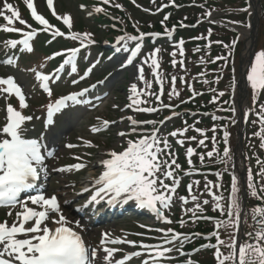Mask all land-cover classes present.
Returning a JSON list of instances; mask_svg holds the SVG:
<instances>
[{
    "label": "snow or ice",
    "instance_id": "6c2138e0",
    "mask_svg": "<svg viewBox=\"0 0 264 264\" xmlns=\"http://www.w3.org/2000/svg\"><path fill=\"white\" fill-rule=\"evenodd\" d=\"M100 2L108 5L112 0H100ZM151 2L155 3V0H151ZM23 3L29 10L31 19L41 26L43 32L49 33L53 39L65 37V32L56 29L43 15L38 14L34 0H23ZM113 6L120 7L119 4L115 3H113ZM168 6L162 5L157 9V13ZM46 7L50 10L51 15L57 21H62L69 33H71V17L69 15H64L63 17L58 15L54 8V0H46ZM81 8L83 9V6ZM93 11L102 13L104 8L95 7ZM243 11H247V9H243ZM211 15L212 11L204 13L205 18H210ZM0 19L6 22V26L0 27V31L16 33L22 37L21 39L4 41L3 49L6 52L11 50H19L22 53L33 52L31 42L38 32L36 29H32V26L26 20L21 18L17 8L13 4L8 3L7 0H0ZM168 19L169 16L165 15L164 21H161L162 25ZM16 23H19L22 28L14 27ZM181 27H186V25L181 24ZM23 29L31 30L25 31ZM174 32L175 27L171 30L165 27L163 35L171 41ZM147 35L156 39L161 34L152 33ZM145 36L146 34L141 33L137 36L126 35L118 38L117 44H121V48H118L117 51L124 50L130 53L124 67L131 65L138 57L142 48L140 41H143ZM66 38L71 41H79V46L55 54V56H64L65 58L52 75L42 74L35 69L32 70L36 81L39 82L41 89L47 93L49 98L53 95L50 82H58L66 66H70L69 74H75L77 72L76 58L78 53L94 42L89 33H71ZM127 41L136 42L135 46L129 49L127 43H122ZM182 45L183 41L175 45L181 57L184 56ZM231 47L234 48L235 43ZM160 51L161 49L159 48L154 49L137 67L136 79L140 81L143 87L138 90L135 83L131 85L129 89L130 103L126 107L133 113L152 114L169 110L172 115L160 121H137L131 115L126 117L129 128L124 131H118L116 135L122 139L128 136H137L139 138L135 140L126 139L125 143L127 146H122L123 150L120 152L110 150L104 154L108 158L101 159L98 162L104 170L97 178L90 181L91 189L88 187L83 189V192H88L92 189L94 191L82 208L98 205L101 202H105L109 206L134 202L137 208L147 209L149 212L154 213L155 217L162 223H173L172 220L165 217L164 211L171 207L173 195L180 184L175 172L180 170L181 166L176 162L175 153L171 151L169 137H184L189 130L197 131L201 136L205 137L206 134L200 129H195L192 125H186L182 130L169 133L168 137L160 136V127L167 121L179 116V113L175 112V108L171 103L164 104L162 100L166 81L160 71V63L157 59ZM196 51L198 52L200 49L197 48ZM170 55L173 57L172 67L176 68L177 64H180L183 70L184 61L175 59L176 52ZM55 56L48 59H54ZM217 59H226V57H217ZM0 64L15 66L17 64L15 55H6L5 59L0 60ZM145 65L152 70L151 75L159 88L157 92L150 91L152 82L145 79ZM94 67L95 65H92V67L88 68L85 75L81 76L80 79L73 80V85L85 79ZM246 81L251 89L252 99L255 102L260 95L264 94V50L254 53L253 60L246 67ZM176 82V75H172L170 80L171 87L168 92L170 100L179 98L181 94L176 88ZM180 82L181 84L186 83L185 78L180 77ZM99 83L102 84L103 81ZM96 87L97 85L93 84L91 88L64 95L57 98L54 102L50 100L46 105L45 128L53 125L55 115L61 114L69 107L92 104V101L85 99V97ZM189 88L191 90L190 85ZM218 95L223 96L224 93L220 92ZM13 96L18 99L20 109L29 107L28 103H26V94L16 83L15 78L11 76L0 78V99L7 101ZM141 97L144 98L142 99ZM153 97L158 106H151L149 101ZM193 98H195V94ZM186 102L181 101V103ZM142 105L149 106L145 107ZM220 110L235 111V109ZM3 111L5 112V123L3 127H0V208H8L9 211L6 213L7 218L0 222V264H96L98 250L90 249L86 246L80 234L84 230L83 226L78 221L68 220L61 211L58 197L55 195L46 197L37 183L42 178L46 179L48 177L46 159H55V153L47 151L43 137L37 139L24 138L23 134L27 131L24 125L27 121L33 119L32 116L25 117L21 111L14 108L11 104H6ZM255 115L257 120L253 121V123H259L262 126L261 131L255 135L260 138V147L264 148V104L255 107ZM122 122L123 119L121 120ZM115 123V121L98 120L97 125L93 126L90 131L93 134H100ZM146 126H151V130L138 131V129H145ZM212 131L215 133L216 129L213 128ZM228 138L229 133L225 130L223 132L225 145L228 143ZM213 139H215V136ZM193 141H196L195 137H190L187 141L177 139L176 142L178 145L183 146L184 143ZM81 143L89 148L94 146L91 141H85L82 138ZM197 143L203 147L205 146V139H200ZM77 146L67 144L65 147L71 149ZM195 154V150L192 148L186 150V158L190 167L192 166L191 157ZM216 154L220 156L218 163H228L230 149L227 146L224 147L222 153ZM206 155L212 158L213 152H208ZM74 159L82 161L83 157L77 156ZM199 159L202 162L205 156L200 155ZM260 163L264 167V162ZM86 167L87 164L81 162L55 168L53 171L59 173L79 172ZM185 175H191V172H185ZM220 175V173H217L218 177ZM258 175L264 181V171L259 172ZM165 181H171V184L165 183ZM198 184L199 181H195L187 186L191 201L186 197L179 198L183 205H187L190 202L193 204L192 208L184 209L185 214L190 215L193 223L201 219L212 220L211 217L203 215V206L208 205L210 201L207 199L201 201L196 195H192L194 186ZM221 187L220 184L212 185L205 182L204 191L205 194L211 197L213 211L218 212L222 218L215 220L214 230L208 236L202 238L207 240L214 238L216 243L202 245L201 248L195 249L194 252L198 253L203 249H213V258L216 264H264V188H261L258 193L253 182V174L249 170L247 188L250 190L251 197L257 200L258 203L250 210H243L238 198L240 189L237 184V177L235 175L232 176L227 197L212 191L215 188L218 192ZM33 192L35 195L22 197V193L30 194ZM83 192L80 194H83ZM225 200L227 202L226 208ZM82 208H78L76 211L79 212ZM17 209L19 210L17 211ZM14 212L15 216L13 217ZM9 220H11V223H9ZM179 223L181 227H184L188 221L182 219ZM245 227L250 230L244 231ZM222 229L228 232L229 239L227 241L220 238ZM155 231L162 234L159 237L162 243L152 245L137 244L126 238L110 239V233L102 234L99 250L105 253L103 261L105 264H113L116 253L123 252L122 248H109L104 245L127 244L143 251L126 253L121 259L115 260L114 264H128L134 257L139 258L141 256L147 257L141 261V264H160L161 258H172L168 254L173 251V248L166 247V245L175 244L178 241L179 247L176 248V251L180 252L181 255H189L182 251L184 243L186 241L190 243L192 237L201 236L199 233H192L191 236L179 234L171 228H158ZM222 247L228 250L227 254L221 251ZM187 264H197V262L188 260Z\"/></svg>",
    "mask_w": 264,
    "mask_h": 264
},
{
    "label": "rangeland",
    "instance_id": "374dc122",
    "mask_svg": "<svg viewBox=\"0 0 264 264\" xmlns=\"http://www.w3.org/2000/svg\"><path fill=\"white\" fill-rule=\"evenodd\" d=\"M18 0H7L8 3L13 4L15 7L17 5ZM46 0H34L35 7L41 11L43 10V2ZM261 1V0H260ZM263 2V0H262ZM113 3L119 4L120 7H114ZM144 3L141 2V0H112L108 5H104L100 2V0H55V11L58 15L63 17L64 15H69L71 17L72 21V28L71 33H89L91 34V39L94 41L92 44H89L87 48H83L77 55L76 58V64H77V72L75 74H69L70 73V66H66L65 70L61 73L60 78L58 82H50V88L53 92V95L51 98L48 97L47 93H45L40 85H36V79L34 76V72L32 71L35 69L36 71L41 72L42 74L52 75L57 69L58 62L60 59L64 58L63 56H55L58 52H65L68 49H73L79 46V41H71L67 39V35L71 34L69 33V30L67 27L62 23V21H57L49 12L47 13H41L51 25H53L56 29L65 32V37H57L55 39L52 38V36L49 33H45L41 30L39 27H35L32 23V19H29L27 16H25V9L21 6V9L23 12H20L21 18L26 20L28 24L32 26V29H36L38 34L34 37L32 43L33 46V52L31 53H22L19 50L14 53L15 58L17 60V64L15 66H10V70L4 72V68L0 66V78L2 77H14L15 81L20 82L23 81L24 83V89L22 90L26 94V103H28L29 107L26 109H20L19 108V102L18 99L14 96L9 98L7 101L5 99H0V113L2 112L5 115V112L3 109L6 107H3L5 104H11L14 108L21 111L22 115L25 117L32 116L33 119L31 121H27L24 125V128L27 129L26 132H24V138L27 139H33V136L36 138L43 137L44 143L46 145L47 151H53L55 153L56 158H47L46 159V165L48 169V177L46 179H41L37 183L39 185L40 190L43 191V193L46 195V197H51L53 195L58 197V200L61 205V211L63 215L70 221H78L83 226V231L80 233L84 240L87 242V246L90 249H97L98 250V258L96 260V264H105L103 261L104 254L103 251H100L99 248L101 246V240H102V234L110 233L111 236L110 239H116V238H123V234L128 227L134 228L136 225L137 228L139 227L138 224H150L153 223L150 219H139L135 218L133 215H124L123 218L100 223L96 226H94L95 221H97L96 218H99L102 209H100V212H97L94 210V207L100 206L98 205H90L87 208H82L83 205L87 203L91 195L93 194L94 189L83 192V189L85 187H88L89 189L92 188L90 181L97 178L102 171L104 170L101 165H99V161L101 159H106V155H104L106 152L110 150H115L117 152L122 151V146L126 147L125 140L126 139H138L139 137L135 136H128L123 138V140L116 135L118 131H124L128 127L127 124L120 123L117 121H121L126 116H130V110L127 109V106L129 101V89L132 84H136L138 87V90L143 87L141 85L140 81L136 79L137 77V67L141 64L139 62V59H135L134 62L127 66L122 67L123 59L127 61V58L129 57L130 53L128 51L121 50L120 54L112 56L110 60L106 63L105 67L99 72L93 76L94 80L96 81L97 87L92 90V92L87 97L88 100L92 101V104L89 105H81L79 106H71L67 110L63 111L61 114H57L54 116V123L52 126H48L45 128L46 124V105L51 101H55L57 98H60L64 95L73 93L72 91H76L79 87V84L73 85V80L80 79L81 76L85 75V72L88 68L92 67L89 64L87 65L88 59L92 61L95 59V61L99 64H104L105 61L103 59V55L106 52V45H110L113 42H116L119 37L126 36V35H133L137 36L141 33L146 34L145 37L148 35L147 28L152 27L151 23H148V15H152V12L145 11L147 10L145 8ZM83 6V9L81 8ZM95 7H102L104 8V12L102 13H96L93 10L91 12L86 11L83 12L85 9L91 10ZM161 7V6H160ZM159 7V8H160ZM168 7L163 8L162 11H159L157 13V10L154 12L156 15L160 16L162 18V21H164L165 15L169 16V19L172 18L170 13H168ZM264 9V8H263ZM19 11V9H17ZM260 14H262V11L259 7ZM150 11V10H149ZM91 13V15H89ZM249 15V14H248ZM220 16V15H219ZM249 17V16H248ZM247 13L244 11L242 12L241 16H236L235 14L227 15L225 17L226 24L235 27V35L238 34L237 32H242L244 30L248 29V19ZM126 21H129L130 24L132 23V27L129 25H126ZM176 22H164L158 23L157 25L161 29H165V27L173 29L176 28ZM250 22V21H249ZM16 25H19V23H16ZM6 26V22L2 23L0 19V27ZM16 28H22L21 26H15ZM25 31H29L31 29H23ZM119 32L118 34L115 32ZM264 34L263 28H256V37L254 41V51L252 58L250 60H253L254 53H256V47L260 48L262 45H264V37L260 38V32ZM233 32V33H234ZM0 34H2V31H0ZM9 34H16V33H7ZM18 35V34H16ZM18 39H21L22 37L18 35ZM229 39V38H228ZM238 41L242 45L238 48L237 51V58L236 62L234 63L235 73L234 77H237L238 80V73H239V62L241 58V54L243 53V50L246 47V37H243L242 34L238 35ZM127 43L128 48H132L135 46L136 42L127 41L122 42ZM118 47L121 48V44H118ZM91 49V50H89ZM2 50V51H1ZM0 60L1 58H4L6 56L5 50L3 49V43L0 38ZM9 52V51H8ZM122 53H126L127 55H123ZM141 53V52H140ZM139 53V54H140ZM95 54V57H94ZM138 54V56H139ZM190 57H192L194 60L199 61L202 57L200 53H191L189 54ZM55 56L54 59H48L49 57ZM90 57V58H89ZM148 55H144L142 60H144ZM182 57L180 55H176L175 59L179 61ZM157 59L160 63V71L164 74L166 72L173 73L176 71L175 68L172 67V60L173 57H168L165 62L167 61L168 64L163 65V60L157 56ZM141 60V61H142ZM15 69L16 71L12 70ZM12 70V71H11ZM204 70L208 71V76H211V73L215 74L216 76H219L221 82H225L228 79V73L224 71H212L210 65L202 66V65H196L193 67V79L195 81L200 80L201 77L204 75ZM145 71H148V76H145V79L152 82V88L150 91L157 92L159 90L158 86L154 82V78L151 75V69L145 65L144 73ZM10 73V74H8ZM2 76V77H1ZM86 77L85 79H88ZM84 80V79H83ZM20 81V82H19ZM82 81V80H81ZM103 81V83H99ZM59 86L55 88V86ZM223 93L225 94L226 98L229 100H232L226 108L228 109H234V100H233V94L237 92L236 89L234 91H231L229 89L228 85H223ZM67 87L72 88V90L64 91V89H67ZM85 88H90V84L86 83L84 85ZM170 83L168 85L164 84V91L162 98L164 99V102L167 103L170 101L168 92L170 90ZM177 90L182 92L183 85L178 83L176 84ZM197 86L195 85V89ZM247 93H246V124H248V120L250 116L252 115V108L258 107L261 104H264V94L260 95L257 99V101H253L252 99V92L248 84H246ZM189 95V94H188ZM236 95H238L236 93ZM99 98V99H97ZM168 100V101H167ZM172 100V99H171ZM155 102V101H154ZM117 106V107H114ZM96 108V110H90V108ZM119 108V109H117ZM225 108V109H226ZM90 110V111H89ZM123 110V111H121ZM231 111V110H229ZM2 113L0 114V121L3 120ZM105 114L107 117H103V119L113 122V119H117L114 125L109 127L106 131L100 133V134H93L90 129L93 126H96L98 123V120L101 118L98 117V115ZM163 112L156 113L153 118H156L158 115L162 114ZM225 113V114H224ZM220 113H213L211 116L206 117L205 120L202 119V121H206L205 123L198 124L200 130H202L205 134V136H201L197 131L191 130L187 133V140L190 137H195L196 141L192 142V148H195L196 145H198L197 141L200 139H205V149L209 152V140L208 137H211L212 144L215 145V140L213 139L214 136H216V133H212V129L215 128L217 130L216 123L213 122L219 121L218 115ZM225 115V117H229L231 119V122H233L235 111H231L229 114L226 112L222 113ZM39 118V119H37ZM204 118V117H201ZM201 118H199L201 120ZM137 120V118H135ZM102 120V119H101ZM138 121V120H137ZM201 121V122H202ZM170 122V121H168ZM257 124V123H255ZM253 125L251 129L249 130L251 135L248 136L249 140L247 144H251L249 148H247L245 155L249 156L248 154L252 155H260L263 156L264 160V148L260 147V138L256 136L255 134L257 132H260V130H257L255 127L257 125ZM180 124H177L176 126L179 127ZM197 126V124L195 125ZM194 126V128H195ZM236 126V125H235ZM148 130H151V126H148ZM226 124L221 125L219 128L222 133L227 130ZM170 123L164 124L162 127H160V136L162 137H168V134L172 131ZM232 133V140L236 142L237 139V133H235V130L231 131ZM81 138L85 141H91V143L94 145L93 147H85L81 143ZM169 143L171 147H174L175 151L174 153L179 155L181 152V147L178 144H175L174 138L169 137ZM67 144H73L78 145L75 148H67L65 147ZM235 144V143H234ZM105 145V147L103 146ZM222 145L224 147L230 146L229 143L225 145L224 141L222 142ZM210 151L214 152L215 147H210ZM234 151H236V144L235 148L230 155V158L228 159V163L224 164L221 167V170L225 171L227 178H229L231 182V178L233 175L236 176V167H235V155ZM254 153V154H253ZM196 155V154H195ZM81 156L83 157L82 161H76L74 157ZM249 159V158H248ZM250 161V160H248ZM86 163L87 167L79 172H70V173H59L53 171L55 168H61L73 165L75 163ZM180 162H183L186 165L188 164L186 156L181 158ZM246 161H244L245 166ZM193 164V160H192ZM249 167L245 169L244 177L246 178L245 183H247L248 179V170H251L252 174H255V171H252L251 164L248 165ZM206 168H214L212 165L207 163ZM247 170V171H246ZM259 172H261L259 170ZM258 172V173H259ZM180 170H177L175 172L176 178L179 180L181 177ZM191 175H201V173L198 170H193L191 172ZM206 175L210 176L209 173ZM257 176V175H256ZM197 178V177H194ZM219 179L218 184L222 186V189H224V192H227L228 195L230 191V187L228 189H225L224 186L226 185V178L223 180L222 177H217ZM215 183H210L212 185H215L217 183L216 179L209 178ZM205 182H208L206 179H202L199 181V184L196 185L198 188V191L194 193L193 195H196L199 200H209L210 203L209 206H212L211 197L207 194H205L204 187ZM165 183L171 184V181H165ZM87 184V185H86ZM238 184V182H237ZM246 185V184H245ZM182 191H187V186L182 185ZM202 190V191H200ZM215 191V188L212 189V191ZM83 194H80L82 193ZM177 192V191H176ZM35 195V194H31ZM225 197L227 195L220 194ZM179 196V195H178ZM178 196H176V193L173 195L172 205L169 209H166L164 211V214H167L166 218L170 215L169 213L172 212V210H176L177 212H184L185 208H192L193 204L190 202L187 205H183ZM191 197V196H190ZM189 197V198H190ZM187 198V197H186ZM191 201V200H190ZM226 200L224 201V203ZM31 206V205H30ZM205 207V206H203ZM82 208L81 211L77 212L76 209ZM208 209V208H207ZM19 209H17L18 211ZM5 211H0V220L4 221L7 216ZM185 213V212H184ZM99 214V215H98ZM15 216V212L13 213V217ZM104 218H99V220L103 221ZM185 219V216L180 218L181 220ZM9 223H11V220H9ZM134 224V225H133ZM157 224L162 225L160 220L157 219ZM188 228L186 230L191 231L193 229L192 224H186ZM150 230V229H149ZM248 231V230H247ZM148 232V231H147ZM226 230L222 229V240L227 241L229 238L225 234ZM221 251L227 254V250L224 248H221Z\"/></svg>",
    "mask_w": 264,
    "mask_h": 264
},
{
    "label": "bare ground",
    "instance_id": "6f19581e",
    "mask_svg": "<svg viewBox=\"0 0 264 264\" xmlns=\"http://www.w3.org/2000/svg\"><path fill=\"white\" fill-rule=\"evenodd\" d=\"M251 11V14L253 16V19H255L256 17V13H257V10H256V5H255V0H253V6L251 7L250 9ZM242 36L243 37H246V47L243 51V56H242V59H243V64L245 63V61L247 60V57H248V53H249V50L251 49V42H252V39H253V32H242ZM239 89V92L241 93L239 99H236V111H237V115L236 117L238 118L239 117V122L240 124H242V121L246 115V110H245V100L243 99L244 97V88H243V81L241 80L240 82V85L238 87ZM243 114V115H242ZM242 115V116H241ZM237 158H236V162H235V165L238 166V170H237V177L240 178V174H241V166H240V155L237 153Z\"/></svg>",
    "mask_w": 264,
    "mask_h": 264
}]
</instances>
